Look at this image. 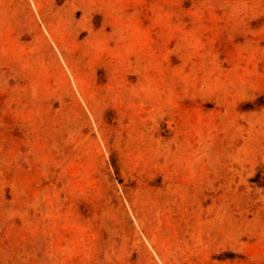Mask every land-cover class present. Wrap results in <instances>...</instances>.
<instances>
[{
	"label": "rangeland",
	"instance_id": "obj_1",
	"mask_svg": "<svg viewBox=\"0 0 264 264\" xmlns=\"http://www.w3.org/2000/svg\"><path fill=\"white\" fill-rule=\"evenodd\" d=\"M0 264H264V0H0Z\"/></svg>",
	"mask_w": 264,
	"mask_h": 264
}]
</instances>
